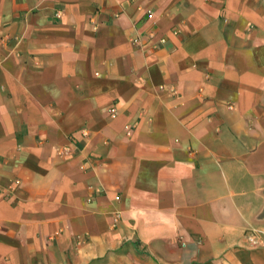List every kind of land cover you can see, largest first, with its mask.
<instances>
[{"label":"crops","instance_id":"obj_1","mask_svg":"<svg viewBox=\"0 0 264 264\" xmlns=\"http://www.w3.org/2000/svg\"><path fill=\"white\" fill-rule=\"evenodd\" d=\"M0 190V264H264V0H0Z\"/></svg>","mask_w":264,"mask_h":264},{"label":"rangeland","instance_id":"obj_2","mask_svg":"<svg viewBox=\"0 0 264 264\" xmlns=\"http://www.w3.org/2000/svg\"><path fill=\"white\" fill-rule=\"evenodd\" d=\"M251 235H252V239L254 241V244L261 243L262 239H261L260 230L252 229Z\"/></svg>","mask_w":264,"mask_h":264},{"label":"built area","instance_id":"obj_3","mask_svg":"<svg viewBox=\"0 0 264 264\" xmlns=\"http://www.w3.org/2000/svg\"><path fill=\"white\" fill-rule=\"evenodd\" d=\"M0 193H1V190H0Z\"/></svg>","mask_w":264,"mask_h":264}]
</instances>
